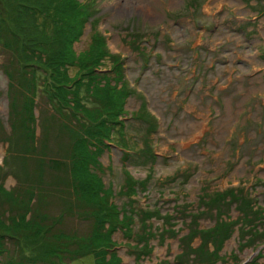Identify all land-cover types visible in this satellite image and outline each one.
Masks as SVG:
<instances>
[{
    "label": "rangeland",
    "instance_id": "1",
    "mask_svg": "<svg viewBox=\"0 0 264 264\" xmlns=\"http://www.w3.org/2000/svg\"><path fill=\"white\" fill-rule=\"evenodd\" d=\"M79 1L94 10L95 28L90 32L85 25L74 50L84 49L99 32L108 52L121 58L123 78L132 91L120 116L127 119L124 130L113 133L111 144L97 158L99 170L91 168V173L99 178L103 194H114V205L128 216L136 214L133 231H142L140 211L151 213L144 222L151 233L145 238L148 243L140 248L135 236L126 242L114 234L115 255L119 264H190L188 258L177 257L183 248L178 239L191 223L181 212L195 213L203 194L242 187L264 211V0ZM3 64L0 57V193H19L31 183L44 195L35 202L47 222L84 238L87 222L68 218L67 212L60 225L56 222L59 212L71 204L91 209L104 198L100 195L101 199L89 202L78 198L75 203L74 194L64 190L76 164L67 152L82 134L75 130L74 137L68 127L61 129L38 101L30 145L22 147L17 133L7 141L9 97ZM110 67L109 60L103 61L101 69ZM140 115L152 116L156 125L150 136L155 154L150 169L143 166L142 158L122 160L121 138L126 148L141 157ZM127 176L145 183L129 199L122 195L129 193ZM71 209L69 214L77 211ZM226 212L231 221L237 218L236 211ZM194 223L206 229L214 219L204 214ZM234 228L214 264H264V239L252 247L247 230L240 238V229ZM183 243L187 250L199 240ZM12 249L8 247V256L20 259ZM70 264H93V257Z\"/></svg>",
    "mask_w": 264,
    "mask_h": 264
},
{
    "label": "trees",
    "instance_id": "2",
    "mask_svg": "<svg viewBox=\"0 0 264 264\" xmlns=\"http://www.w3.org/2000/svg\"><path fill=\"white\" fill-rule=\"evenodd\" d=\"M92 12L94 10L91 11L88 4L79 0H0V57L4 61L2 70L7 79L9 97L10 132L7 141H13L17 133L22 147L30 145L33 109L39 101L61 129L68 127L74 137L75 130L82 134L71 152H67L70 162L75 161L76 164L64 190L74 194L75 203L78 198L89 202L101 199L100 195L104 197V201L91 209H86L87 205L78 207L71 204L57 215L58 225L66 212L68 218L87 222L89 231L82 238L66 233L56 227V223L47 222V215L35 202V198L41 199L44 195L31 183L19 193L2 190L0 264H70L87 255L93 257V264H119L115 255L117 243L112 237L114 234L122 235L126 242L135 236L140 248L143 243H148L146 236H151L144 229V222L151 217V213L140 211L142 218L139 226H142V231H133L135 213L128 216L114 205L111 202L114 194H103L99 178L91 173V168L99 170L97 158L111 144L113 133L124 130L127 119L120 116L124 113L125 99L132 94L123 78L121 58L108 52L104 37L99 32L90 37L84 49L79 52L74 50L85 25H89L90 32L95 28ZM105 60H109L111 67L101 69ZM138 122L143 146L141 157L126 148L121 138L122 160L142 158L143 166L150 169L155 162L150 139L155 131V120L152 116L140 115ZM130 155L133 157L129 158ZM144 187L142 181L136 182L127 176L125 191L129 193L122 195L129 199ZM229 190L228 193H205L199 197L195 213L187 209L181 212L191 223L186 224L187 233L178 239L183 248H180L177 257H186L192 264L216 263L220 260L224 241L236 230V226L240 229V238H243L242 230H247L246 238L250 237L252 247L258 246L259 240L264 239L261 227L264 225L263 209L242 187ZM72 207H76L77 211L69 214ZM231 210L237 212L233 221L226 217V211ZM204 214L212 216L214 224L201 229L194 220ZM166 230L172 232L171 229ZM196 238L199 244L186 250L184 239ZM205 245H209L208 249L204 248ZM9 246L13 247L11 252L20 254V259L8 256Z\"/></svg>",
    "mask_w": 264,
    "mask_h": 264
}]
</instances>
